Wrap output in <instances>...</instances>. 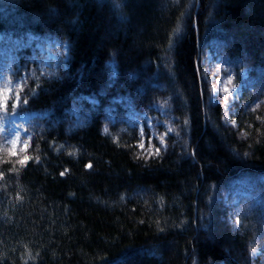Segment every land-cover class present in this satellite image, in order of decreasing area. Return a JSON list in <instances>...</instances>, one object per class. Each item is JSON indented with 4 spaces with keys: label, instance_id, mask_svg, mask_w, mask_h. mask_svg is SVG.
<instances>
[{
    "label": "trees",
    "instance_id": "16d2710c",
    "mask_svg": "<svg viewBox=\"0 0 264 264\" xmlns=\"http://www.w3.org/2000/svg\"><path fill=\"white\" fill-rule=\"evenodd\" d=\"M0 50L41 114L0 137V264H264V0H0Z\"/></svg>",
    "mask_w": 264,
    "mask_h": 264
},
{
    "label": "rangeland",
    "instance_id": "374dc122",
    "mask_svg": "<svg viewBox=\"0 0 264 264\" xmlns=\"http://www.w3.org/2000/svg\"><path fill=\"white\" fill-rule=\"evenodd\" d=\"M3 55L4 51L0 50V118H2L0 119V128L3 129V131H0L1 142L11 150H24L31 136L27 128L33 122V119L41 114L36 112L19 113L16 111L18 108V83L10 80L5 75V70L1 68L4 63ZM64 55L66 56V45L64 44L48 41L39 46V60L43 66L53 63ZM205 64L207 65L206 72L209 73L208 79L212 86V96L218 94L224 99L227 97L232 99L240 92L241 87L234 80L236 77L235 71L233 68H229L225 60L222 58L215 59L213 53L208 52ZM110 65H113L112 62H110ZM238 74L241 79L246 77L245 70H239ZM213 88L216 89L215 92H213ZM225 88L228 89L227 92ZM13 105L16 107L13 108ZM137 120L141 129L143 123L140 119ZM160 123L163 127L168 125L167 122L154 116L146 117V125L149 127L151 137L159 135L160 129L156 126ZM243 188V184L236 186L230 197L233 203L242 195Z\"/></svg>",
    "mask_w": 264,
    "mask_h": 264
},
{
    "label": "snow or ice",
    "instance_id": "6c2138e0",
    "mask_svg": "<svg viewBox=\"0 0 264 264\" xmlns=\"http://www.w3.org/2000/svg\"><path fill=\"white\" fill-rule=\"evenodd\" d=\"M175 31H179V29H176ZM170 43H171V42H170ZM229 82H230V81H229ZM215 91H216V89L213 88V92H215ZM225 91L227 92L228 89L225 88ZM25 102H26V101H25ZM225 104L227 105V101H225ZM15 107H16V106L13 105V108H15ZM0 119H2V118H0ZM232 123L235 124V121H232ZM0 131H3V129L0 128ZM105 131H107V130H105ZM168 131H172V129L169 128ZM17 135H18V133H17ZM156 151L159 152V149L157 148ZM21 163H23V161H22ZM88 167H91V165H88ZM65 171H67V170H65ZM61 175H64V173L62 172ZM236 223L239 224V221H237ZM249 251H250V254L255 255V254L257 253L258 249H257L255 246H250Z\"/></svg>",
    "mask_w": 264,
    "mask_h": 264
}]
</instances>
